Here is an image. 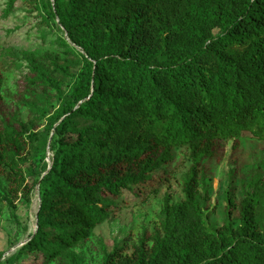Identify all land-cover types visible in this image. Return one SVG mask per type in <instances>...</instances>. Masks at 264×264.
Listing matches in <instances>:
<instances>
[{"label":"trees","instance_id":"trees-1","mask_svg":"<svg viewBox=\"0 0 264 264\" xmlns=\"http://www.w3.org/2000/svg\"><path fill=\"white\" fill-rule=\"evenodd\" d=\"M4 1L5 14L28 2L62 32L60 52L27 58L18 110L6 106L0 72V176L10 184L0 203L13 206L11 193L28 203L39 188L36 229L18 251L26 264L68 258L121 197L163 179L176 149L191 163L183 199L166 197L135 244L103 245L101 264H264L258 195H228L215 226L199 190L204 161L228 142H264V0ZM41 123L52 159L39 173Z\"/></svg>","mask_w":264,"mask_h":264},{"label":"rangeland","instance_id":"rangeland-1","mask_svg":"<svg viewBox=\"0 0 264 264\" xmlns=\"http://www.w3.org/2000/svg\"><path fill=\"white\" fill-rule=\"evenodd\" d=\"M5 9V1L0 0L1 92L6 106L18 110L15 98L30 70L27 58L43 56L47 52H60L56 40L62 37V32L54 26L46 27L42 22L43 14L33 10L28 2L19 4L8 15ZM74 81L75 78L67 79L63 89L69 91ZM49 104L44 105L45 110L54 111L56 105ZM19 116L22 121H26L28 112L19 109ZM38 131L41 138L47 140L45 146L38 148V158L43 159L38 164L40 173L43 164H51L52 153L49 149L51 135L44 131V124ZM232 145V142H228L220 155L204 161L199 190L201 196L208 199L206 205L210 220L213 225L219 226L226 219V197L233 195L239 202L248 192L258 195V211L264 222V142L243 139L235 149ZM190 166L188 152L185 149L174 150L171 161L158 170L163 179L144 189L139 196L126 194L121 197L116 209L103 224L94 229L86 242L73 248L68 258L57 259L50 264H101L103 245L111 250L115 244L124 240L135 244L162 219L161 211L166 197L173 203L183 199L182 182ZM36 178L38 173L28 177L27 182L31 184ZM9 188V180L1 175L0 191L6 194ZM152 188L157 190L156 193L148 194ZM10 200L13 206L0 203V264L30 263L32 257L18 255V251L35 231L39 205L38 185L30 193L28 203H25L20 193H11Z\"/></svg>","mask_w":264,"mask_h":264},{"label":"water","instance_id":"water-1","mask_svg":"<svg viewBox=\"0 0 264 264\" xmlns=\"http://www.w3.org/2000/svg\"><path fill=\"white\" fill-rule=\"evenodd\" d=\"M36 223H37V214H36ZM35 229H36V227H35Z\"/></svg>","mask_w":264,"mask_h":264}]
</instances>
